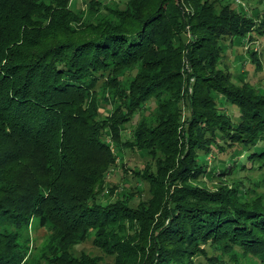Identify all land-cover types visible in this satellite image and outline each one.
<instances>
[{
  "label": "trees",
  "instance_id": "16d2710c",
  "mask_svg": "<svg viewBox=\"0 0 264 264\" xmlns=\"http://www.w3.org/2000/svg\"><path fill=\"white\" fill-rule=\"evenodd\" d=\"M116 2L88 0L100 8L85 21L70 0H0V264H25L34 216L52 264H101L71 253L91 231L112 264H195L204 245L213 264L236 251L264 261V202L201 180L264 165V90L221 65L223 40L242 41L254 18L230 1ZM126 149L153 157L131 168L150 192L135 205L106 180ZM211 151L225 158L207 170Z\"/></svg>",
  "mask_w": 264,
  "mask_h": 264
},
{
  "label": "rangeland",
  "instance_id": "374dc122",
  "mask_svg": "<svg viewBox=\"0 0 264 264\" xmlns=\"http://www.w3.org/2000/svg\"><path fill=\"white\" fill-rule=\"evenodd\" d=\"M105 5H115L116 0H100ZM122 6L126 0H118ZM230 1L235 7H242L245 13L254 18V24L249 36L245 37L242 41L234 40L231 42L232 36H228L223 40L224 55L222 57V66H226L230 70L232 79L236 84L240 85L241 80H246L255 88L264 90V35H260L257 32H264V22H260L261 14L264 13V0H217ZM88 0H70V8L73 10H80V13L84 16L85 21L95 19L99 14L98 11H92L87 8L86 3ZM259 15V17H258ZM258 29V30H257ZM78 32V31H77ZM189 35V33H186ZM234 39V38H233ZM129 70L124 72V79L129 78ZM221 101V100H220ZM148 107L145 112L147 113L154 106V101L151 99L146 103ZM223 110L232 118L237 120L239 112L238 108L229 102H224ZM187 109V108H185ZM186 114L185 110L182 112L181 119ZM140 113H135L131 119L126 123V128L123 132V137H129L131 128L135 124L136 120L140 117ZM112 151L115 152V147L112 145ZM116 165L113 166L107 173L106 180L109 185L116 184L114 191L111 193V198H115L117 194L122 192L131 191L132 196L130 203L135 205L137 200L145 199L150 196L148 186L145 182L139 181L131 175V168H141L144 164H153V157L150 155L142 156L138 150L126 149L123 153H118L116 156ZM207 160L206 169H213L214 164H219L221 158H225L222 154H217L215 151L207 153L205 156ZM122 164V165H121ZM212 173V174H211ZM210 175V176H209ZM209 188L220 187L225 183L238 184L240 187L247 188V198L252 200H259L264 202V165L260 167H251L246 170H238L236 174L219 176L217 172L212 171L207 175H203L201 178ZM135 185L140 186V190H137ZM105 191V190H104ZM105 191L104 196L109 195V192ZM107 198V197H106ZM105 199V197L103 198ZM51 231L49 227L42 226L39 222V217L34 216L31 218L27 227L21 230L20 241L26 249L25 264H52L48 259V254L51 252V246L56 244L55 240L50 237ZM94 232L88 233L83 241H77L75 245L71 246L70 251L74 255H80L85 253L89 256H97L98 261L101 264H112L115 260L114 254H109L97 246L94 241ZM205 253H200L194 257L195 264H213L211 261L213 258V250L207 245H204ZM232 257H230V256ZM222 260L216 264H264V261L257 258L254 255L242 253L236 251L234 253L225 252L222 255Z\"/></svg>",
  "mask_w": 264,
  "mask_h": 264
}]
</instances>
